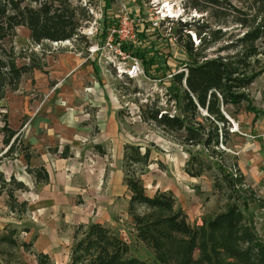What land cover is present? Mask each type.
<instances>
[{
    "label": "rangeland",
    "instance_id": "rangeland-1",
    "mask_svg": "<svg viewBox=\"0 0 264 264\" xmlns=\"http://www.w3.org/2000/svg\"><path fill=\"white\" fill-rule=\"evenodd\" d=\"M70 1L80 13L79 20L82 24L80 39L69 44L67 41H46L37 45L30 40L28 30L21 27L13 37L2 42L4 59L11 57L16 66L23 67L32 63L45 65L50 60H57L59 54L73 53L84 58L86 62L97 65L98 72L102 75V78L98 79V84L95 83L101 89L98 94L103 99L101 98L100 102L104 103V107L117 108L120 116L118 117L120 141L111 146L110 143H106L113 157L106 159L107 157L98 156V161L104 160V163L108 164L107 181L112 182L121 177L119 185L122 188L110 203L102 201L101 190L93 194L86 193L88 189L85 185V172L82 171L86 166H92L91 160L94 155L92 141L87 139L88 142L74 143L72 149L69 148L70 146L66 150L60 149L63 155L68 156L62 158L66 160L60 162L61 168L57 171V178L61 176L64 180L68 179L66 181L73 185L71 192L75 195L72 204L59 208L48 206L51 194L46 185H35L33 177L27 172L28 166L22 156L24 146H18L14 154L1 158L7 151L1 143L3 140L1 134L0 172H4L8 180L12 174L17 179H23L28 191H18L15 195L20 203L28 202L29 208L28 212L20 217L18 213L14 214L8 208L7 196H0V264H38L37 254L41 253L50 257L51 264H70L76 228L79 225L92 223L102 224L129 244L130 252L126 258L128 260L135 259L142 264H179L175 259V253L181 252L183 246L189 242L188 238L175 237L160 256L137 237L136 221L129 212V198L132 194L124 183L123 153L127 144L142 146L143 150L151 151L152 163L144 169L143 175V184L149 197H154L158 191L173 193L177 200L176 209H181L187 215L188 223L196 229L205 228L207 222L228 214L234 208L242 216L241 226L249 228L256 243L260 241L264 246V150L257 137L261 132L260 127L264 128V118L262 116L254 118L253 114H249L247 104H244L240 111L238 110L240 113L229 107L227 116L232 123L229 141L226 146L221 145L218 149L219 157L209 160L203 146L182 145L176 140L178 135L166 133L154 125L142 122L141 112L146 104L157 101L159 106L164 107L171 114H181L178 104L169 95L171 76L183 71L186 65L193 64L202 55L215 58L235 53L234 50L226 51L223 48L244 35V30L235 22L229 7L232 2L233 5L241 8L240 0H228L229 2L220 0L222 5L219 6V17L215 18L211 16L214 9L212 4L203 0L197 2L195 0H109L110 16L106 26L109 28L111 25H117L124 15H133L142 21L141 34L145 31V27L148 28L147 41H154L157 49L164 55L163 59L158 57L157 60L161 68L157 72V77L147 76L142 81L118 78L112 68L100 62V56L90 52L91 48L103 42L101 34L104 27V5L107 0ZM192 1L198 3L199 7H208V10L204 12L193 8ZM168 3L175 5L178 10L177 15L183 13V17L171 23H161L159 28L154 29L151 20ZM81 12L91 18L82 16ZM181 20L187 23L195 22L198 29L210 25L213 31L221 30L223 36L220 35L221 39L217 42L207 39L203 49L196 56H190L184 47L188 36H184L183 41H179L176 35ZM189 33L190 40L195 47H198L200 39L196 30ZM255 46L261 53L258 58V69L264 68V38L257 41ZM138 48H141L146 55V61H148L147 57L151 59L148 54L152 49L150 44L139 41L136 46V49ZM142 64L144 70L151 69L149 63L145 65L142 62ZM45 71L47 70H35L23 76L15 88L5 86L0 97V129L4 126L3 117L7 116L10 127L20 133L24 127L22 125H26L33 117L31 113L35 100H43V103L48 101L53 92L44 97L40 94L38 85L41 82L38 76L47 75ZM54 86L55 83L51 85ZM136 90L139 93H135ZM248 91L253 105L263 109L264 74ZM99 106L87 104L81 112L92 120L98 116ZM67 111L72 112L71 109ZM92 128L94 129V126ZM193 155L202 156L204 160L201 164L203 174L199 178L192 177L186 172L187 163ZM33 166L34 162L31 163V167ZM76 185H79L78 190L83 191L77 192ZM107 187L105 182L103 189ZM134 213L152 222L165 215L159 210L144 205H136ZM3 237L11 238L15 245L1 241ZM199 241L197 240L190 256L193 263L201 259ZM225 257L224 255L213 257V264H224V261H227Z\"/></svg>",
    "mask_w": 264,
    "mask_h": 264
},
{
    "label": "trees",
    "instance_id": "trees-1",
    "mask_svg": "<svg viewBox=\"0 0 264 264\" xmlns=\"http://www.w3.org/2000/svg\"><path fill=\"white\" fill-rule=\"evenodd\" d=\"M108 1L104 5L102 40L110 16ZM203 1L212 4L214 9L211 16L219 17L218 10L222 1ZM240 3L241 8L232 2L229 7L235 22L244 30V35L223 48L226 51L234 50L235 53L215 58L202 55L193 64L186 65L187 72L183 71L172 77L169 95L178 104L182 115L171 114L159 106L157 101L146 104L141 111L142 122L154 125L166 133L178 135L176 140L182 145L203 146L209 160L219 157L218 149L221 145L226 146L229 141L232 129L231 120L227 116L229 107L239 112V109L247 104V110L256 117L262 113L253 106L248 90L264 74L263 67L258 69L261 53L255 46L257 41L264 38V0H240ZM192 7L204 12L208 10V7H199L194 1ZM79 14L70 0H0V97L6 85L15 88L23 76L45 67L34 63L23 67L16 66L11 57L4 59L2 42L13 37L21 27L28 30L30 40L37 45L46 41L78 40L82 36ZM81 14L87 16L86 13ZM87 18L91 17L88 15ZM148 30L145 27L140 36L143 40L141 42L152 46L151 51H148L151 59L147 57L148 61L145 60L146 55L141 48L135 50V55L145 65L149 63L151 69H146L145 66L146 75L157 77V72L161 70L157 60L158 57L163 59L164 55L157 49L154 41H147ZM193 30H196L200 39L198 47L190 40L189 31ZM176 35L179 41L188 36L184 47L190 56H196L203 49L207 39L217 42L221 39L220 35L223 36L221 30L213 31L210 25L198 29L195 22H181L176 29ZM135 93L139 91L136 90ZM3 123L4 126L0 129V135H3L1 143L7 151L1 158L14 154L18 146H24L22 156L28 166L27 172L34 177L37 184L47 182L49 174L45 167L31 168L33 157L30 145H25L21 135L10 127L7 116L3 117ZM123 161L124 183L132 194L129 212L136 221L137 237L157 255L161 256L175 237L182 236L188 238L189 242L183 246L181 252L175 253L179 264H213V257L222 255L227 259L224 264H264L263 244L260 241L256 243L251 230L241 226L242 216L234 208L228 214L207 222L205 228L196 229L188 223L187 215L181 209H176L177 200L173 193L158 191L154 197L146 194L143 175L144 169L152 163L149 149L143 150L142 146L127 144L124 147ZM202 162V156L193 155L187 163L186 172L192 177H201ZM18 191L26 192L28 187L14 175L8 180L5 174L0 172V196L6 195L10 211L23 217L28 212L29 204L26 201H18L15 195ZM136 205L159 210L165 215L154 222L147 221L144 217L135 215ZM197 240H200L198 249L201 259L193 263L190 256ZM1 241L15 245L8 237H3ZM129 252V244L102 224L79 225L74 233L70 264H142L135 259H126ZM37 260L38 264H51L50 257L43 253L37 254Z\"/></svg>",
    "mask_w": 264,
    "mask_h": 264
},
{
    "label": "crops",
    "instance_id": "crops-1",
    "mask_svg": "<svg viewBox=\"0 0 264 264\" xmlns=\"http://www.w3.org/2000/svg\"><path fill=\"white\" fill-rule=\"evenodd\" d=\"M57 58V60H50L48 64H45L43 69L47 70L45 71L47 75L38 76L41 81L38 83L40 94L47 97L50 92H53L52 95L45 103L42 102L43 100H35L31 113L33 117L26 125H22V127L24 126L21 127L23 130L19 133L26 145L31 147L30 152L33 157L31 163L34 162V166L31 168L45 167L49 174L47 182L37 184L34 177L33 182L35 185L48 187L51 194L48 206L59 208V206L72 204L75 195L74 192H71L73 185L66 181L68 179L64 180L61 176L57 178V171L61 168L59 164L62 160H66L62 158L68 156L67 154L63 155L60 149L66 150L69 146L72 149L74 143L88 139L92 141L94 155L91 160L92 166L88 165L89 167L86 166L82 171L85 172V185L88 189L86 193L93 194L101 190L103 192L102 201L110 203L121 191L122 186L119 185L121 177L112 180V182L111 180L107 181L106 168L108 164L106 165L104 160L98 161V156L107 157L106 159L113 157L111 149L106 143H110L111 146L120 141V122L118 121L120 116L117 113V108L104 107V103L100 102L102 96L100 98L98 93L101 89L95 83L98 84V79L102 78V75L98 72L95 63L86 62L84 58L73 53H62ZM54 83L55 86L51 87ZM87 104L100 105L101 111L99 109L98 116L92 120H89L88 116L81 112ZM68 109H71L72 112L67 111ZM257 109L262 112L259 116L264 118V107ZM249 114L253 113L249 112ZM18 180L24 182L23 179ZM105 182L108 187L104 190ZM75 189L77 192L83 191L78 190L79 185H76Z\"/></svg>",
    "mask_w": 264,
    "mask_h": 264
},
{
    "label": "built area",
    "instance_id": "built-area-1",
    "mask_svg": "<svg viewBox=\"0 0 264 264\" xmlns=\"http://www.w3.org/2000/svg\"><path fill=\"white\" fill-rule=\"evenodd\" d=\"M177 12L175 5L168 3L163 6L157 12V16L151 20L153 28H159L161 23H171L182 18L183 13L177 15ZM118 22L117 25H111L107 28L103 42L91 48L90 52L100 56V62L112 68L118 78H125L129 81H142L147 75L143 69L142 60L135 55L136 46L139 41H143L140 36L143 27V25H140L142 21L133 15L127 14L122 16ZM181 22L187 23L184 20H181ZM70 42L67 41L68 44ZM183 71L187 72L186 69ZM260 129L261 132L257 137L264 150V128L260 127ZM251 138L256 137L251 136Z\"/></svg>",
    "mask_w": 264,
    "mask_h": 264
}]
</instances>
